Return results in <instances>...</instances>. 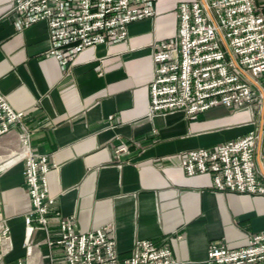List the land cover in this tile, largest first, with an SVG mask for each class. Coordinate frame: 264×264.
Segmentation results:
<instances>
[{"label":"crops","instance_id":"crops-1","mask_svg":"<svg viewBox=\"0 0 264 264\" xmlns=\"http://www.w3.org/2000/svg\"><path fill=\"white\" fill-rule=\"evenodd\" d=\"M178 1H157L152 18L128 25L125 42L85 48L65 71L46 55V25L22 29L10 0H0V93L23 113L0 137V264H63L60 249L48 245L58 236L55 213L79 232L106 226L119 257L148 240L182 264H206L211 242L236 249L264 231V196L217 192L208 175L187 179L178 161L257 129L247 110L147 116L151 44L175 35ZM120 144L127 151L117 160ZM24 146L46 157L54 198L46 230L28 237Z\"/></svg>","mask_w":264,"mask_h":264},{"label":"built area","instance_id":"built-area-1","mask_svg":"<svg viewBox=\"0 0 264 264\" xmlns=\"http://www.w3.org/2000/svg\"><path fill=\"white\" fill-rule=\"evenodd\" d=\"M157 1L10 0L9 12L22 29L39 22L46 25V55L66 71L85 48L125 42L128 25L152 18ZM175 16V35L151 44L147 116L180 110L194 120L214 107L258 111L260 94L235 64L261 87L264 96V0H179ZM22 119L23 113L15 111L0 93V137ZM23 148L20 160L30 202L23 222L28 237L35 229L46 230L54 198L48 194L46 157H35ZM126 151L124 144L116 147V159ZM178 159L187 179L208 175L217 192L264 196V114L260 135L253 129L212 148L178 154ZM54 215L58 236L48 245L60 249L63 264H182L169 249L148 240H135L129 254L119 257L106 226L79 232L70 218ZM6 231L2 229V234ZM205 263L264 264V231L250 234L246 244L236 249L211 242Z\"/></svg>","mask_w":264,"mask_h":264},{"label":"water","instance_id":"water-1","mask_svg":"<svg viewBox=\"0 0 264 264\" xmlns=\"http://www.w3.org/2000/svg\"><path fill=\"white\" fill-rule=\"evenodd\" d=\"M222 44L225 47V42L223 40H222ZM235 68L240 73H242L247 78V80L257 89V91L259 92L260 97L262 99V104H261V108H260V121H259V126H258V134L260 135L261 123H262V118H263V114H264V103H263L264 96H263V91H262L261 87L252 78H250L249 76H247L236 64H235ZM258 150H259V139H258L257 144H256V154L258 153ZM256 162H257V165L259 166L257 156H256Z\"/></svg>","mask_w":264,"mask_h":264},{"label":"rangeland","instance_id":"rangeland-1","mask_svg":"<svg viewBox=\"0 0 264 264\" xmlns=\"http://www.w3.org/2000/svg\"><path fill=\"white\" fill-rule=\"evenodd\" d=\"M262 104V103H261ZM261 108V105H260ZM260 108L258 111H247L248 112V118H249V122H251L254 126H256V128L258 129L259 126V121H260Z\"/></svg>","mask_w":264,"mask_h":264}]
</instances>
